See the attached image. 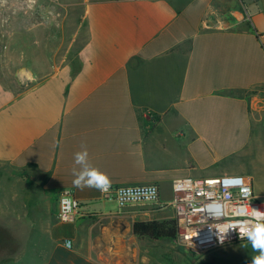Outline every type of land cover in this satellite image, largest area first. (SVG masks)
I'll list each match as a JSON object with an SVG mask.
<instances>
[{"label": "crops", "instance_id": "crops-1", "mask_svg": "<svg viewBox=\"0 0 264 264\" xmlns=\"http://www.w3.org/2000/svg\"><path fill=\"white\" fill-rule=\"evenodd\" d=\"M176 1L81 0L76 55L25 86L6 83L0 50V221L26 237L0 264H130L133 223L174 219V180L224 175L251 146L264 0ZM84 148L112 184L157 185L159 203L120 208L74 187ZM64 189L80 204L70 223L57 218Z\"/></svg>", "mask_w": 264, "mask_h": 264}, {"label": "rangeland", "instance_id": "rangeland-1", "mask_svg": "<svg viewBox=\"0 0 264 264\" xmlns=\"http://www.w3.org/2000/svg\"><path fill=\"white\" fill-rule=\"evenodd\" d=\"M0 0V50L5 80L11 87L28 85L48 74L55 62L76 55L85 39L81 0ZM231 0H218V2ZM177 0L176 3H182ZM218 5V3L216 4ZM219 8L221 7L218 5ZM22 71L29 77L20 76ZM258 120V121H257ZM252 144L243 153L230 155L219 165L224 175L252 178L264 199V111L254 120ZM0 221V260L22 247L26 237ZM232 243L195 253L176 240L132 237L130 264H251L256 255L248 242L229 252Z\"/></svg>", "mask_w": 264, "mask_h": 264}, {"label": "built area", "instance_id": "built-area-1", "mask_svg": "<svg viewBox=\"0 0 264 264\" xmlns=\"http://www.w3.org/2000/svg\"><path fill=\"white\" fill-rule=\"evenodd\" d=\"M153 189L155 191H153ZM131 190V191H129ZM103 200L113 201L120 208L137 204H158L159 188L155 184L114 185ZM174 211L177 224L176 242L195 252L203 253L223 245L247 242L240 238L243 221L249 226L264 224V199L255 193L249 176L221 175L206 178L184 177L171 184V200L165 204ZM80 204L70 189L60 192L57 199V218L73 222L81 215ZM226 234H221L227 229ZM219 232V233H218Z\"/></svg>", "mask_w": 264, "mask_h": 264}, {"label": "clouds", "instance_id": "clouds-1", "mask_svg": "<svg viewBox=\"0 0 264 264\" xmlns=\"http://www.w3.org/2000/svg\"><path fill=\"white\" fill-rule=\"evenodd\" d=\"M88 151L84 148L82 151L77 152L74 157L75 164L78 166H83L77 170L73 169V186L78 189L84 188H94L102 193H107L110 191L112 186L111 178L104 172L100 171L88 163ZM131 191V190H129ZM153 191H155L153 189ZM257 213H264L259 210H254ZM250 220L243 221L240 227V238L246 239L251 245L252 251L257 253L251 257V264H264V224L256 223L255 227L249 226ZM229 229L228 227L221 234V239H223V234H226ZM73 242L71 240L65 241L64 246L69 250L72 249Z\"/></svg>", "mask_w": 264, "mask_h": 264}, {"label": "trees", "instance_id": "trees-1", "mask_svg": "<svg viewBox=\"0 0 264 264\" xmlns=\"http://www.w3.org/2000/svg\"><path fill=\"white\" fill-rule=\"evenodd\" d=\"M132 233L137 237H145L153 241L160 239L174 240L177 234V224L175 219L134 222L132 225Z\"/></svg>", "mask_w": 264, "mask_h": 264}, {"label": "bare ground", "instance_id": "bare-ground-1", "mask_svg": "<svg viewBox=\"0 0 264 264\" xmlns=\"http://www.w3.org/2000/svg\"><path fill=\"white\" fill-rule=\"evenodd\" d=\"M20 76H23V77H29L30 74H29L28 72H26V71H22V72L20 73Z\"/></svg>", "mask_w": 264, "mask_h": 264}]
</instances>
